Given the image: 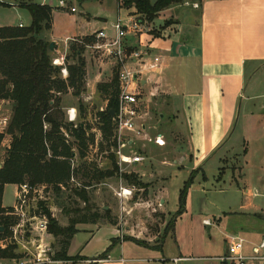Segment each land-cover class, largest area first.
Masks as SVG:
<instances>
[{
  "label": "crops",
  "instance_id": "1",
  "mask_svg": "<svg viewBox=\"0 0 264 264\" xmlns=\"http://www.w3.org/2000/svg\"><path fill=\"white\" fill-rule=\"evenodd\" d=\"M47 1L42 0L39 4L52 10L51 28L44 32L43 37L48 43H53V53L56 57L67 55L69 43L76 40L92 37L97 42L98 32H104L108 37L113 36V23H108L101 13L93 18L85 16L81 19L75 16L76 11L70 12L71 6L68 2L67 8L59 9L57 3L53 6ZM95 1L103 7L104 12L114 11L116 20L120 19L123 26H129L132 20L141 25L140 33L125 38V47L130 51L140 52L144 63L154 58L159 59L158 70L155 73L145 72L142 78V104L146 105L147 98L152 100L155 96L164 95L175 105L173 109L178 116L177 120L182 122L188 131V154L181 159V163L187 164L190 172H203L208 162L219 159L234 133L238 119L237 110L242 101L249 103L245 117L252 123L248 129L260 124V120L264 119V92L256 91L259 88L264 90V76H257L260 70L264 71V0H202L200 6L197 2H183L161 11L151 23L147 22L144 15L136 13L134 4L125 5L126 1L131 0H121L119 3L117 0ZM107 1L113 2L114 10L112 4L108 5ZM148 1L153 4L156 0ZM193 4H197L198 8H193ZM197 9L198 12L195 11ZM63 11H68V15L61 14ZM181 21L187 22L190 28L195 29V38L192 41H184L179 37ZM190 32L188 31V34ZM86 53L87 51L84 53L85 92L88 89L91 93H83L82 97L90 100L96 86L109 81L102 80L101 70H104V65L95 58L96 55L93 57L90 52L88 55H85ZM106 60L113 67V74L114 65L110 60ZM131 68L136 67L131 65ZM89 69L95 74L93 85L88 80ZM143 90L146 93L144 95ZM146 149L142 155L147 161ZM157 149L162 151L164 148ZM160 152H157L156 156H160ZM149 158L151 159V156ZM177 162L174 160L173 164ZM139 168L136 170L141 171ZM159 182V187L152 192L149 204L157 203L155 211L166 214L161 186L164 180L160 178ZM256 218L264 225V215H258ZM82 226L77 228L78 233L71 240L67 250L68 257H78L80 260L65 264H184L207 260L204 257H188L184 247L178 243L176 255L168 259L164 255V243L162 247L159 244L156 248L155 245H142L131 239L124 241L119 237V227L116 225ZM121 230L122 233L132 231L129 227ZM260 230L263 238L264 226ZM112 240H119V243L111 248L106 259L95 260L109 248ZM247 241L258 242L255 233L249 235Z\"/></svg>",
  "mask_w": 264,
  "mask_h": 264
},
{
  "label": "rangeland",
  "instance_id": "2",
  "mask_svg": "<svg viewBox=\"0 0 264 264\" xmlns=\"http://www.w3.org/2000/svg\"><path fill=\"white\" fill-rule=\"evenodd\" d=\"M24 1L0 0V28H16L19 24L27 28L31 25L29 13L24 8L19 7L20 2ZM32 2L39 5L42 0H32ZM67 2L71 6L70 8L75 9V16L81 19L85 18V16L93 18L101 13L108 23L112 22L114 24L116 22L117 15L114 11L113 13L104 12L103 7H100L95 0L84 2L67 0ZM47 3H52L53 6H56L57 2L56 0H48ZM106 3L108 5L111 3L114 10L112 1H107ZM195 11L198 12L199 9ZM64 13L68 15V11H63L61 14ZM180 23L179 37H182L184 41H192L195 38V29L190 28L185 21ZM188 31H191V35L188 34ZM74 42H77V40ZM86 51L85 55L91 52L87 48ZM55 57L56 55L51 52V58ZM98 57L97 55L95 56L101 62L100 64L104 65V70H101L103 73L102 80L110 82L112 66L109 65L106 59ZM68 63L71 64V61H68ZM95 68L94 66L93 69ZM88 71V80L93 85L95 74L92 69ZM144 75H142V78ZM257 76L259 78L264 76V71L260 70ZM256 91L258 93L264 92L261 88ZM90 93L91 91L87 89L84 95H90ZM142 94H146L144 90ZM61 99V107L64 112L67 108L76 109L78 119L75 124L84 123L87 127L86 136L93 137V142L88 143L86 151L85 160L87 164H94L98 170L110 168L111 160H109V155H113V147H109V144H113V132L109 141L106 142L99 131L100 124L97 118L98 112L101 109H105L106 101H103L102 96L96 91L90 100H85L82 96L80 98L73 97L71 90L62 96ZM139 99L142 104L143 97L140 96ZM79 101L86 108L84 118L79 117ZM145 104L141 105V111L145 112L150 119V125L156 132L163 134L167 145L162 151L152 145L147 146L146 155L148 160L143 163V168L138 167L141 171H137V168H124L126 173L136 176L137 180L145 186L143 189L134 188V196H136L126 205V209L128 212L130 211V214L126 215L123 213L122 220L119 219V202L114 196V190L119 186L117 179L105 180L104 184L95 185L87 192L93 210L101 213L105 211L104 208H108L111 217L116 222V226H119L120 221H122V228L129 227L132 230L130 233L123 232V238L135 240V242L142 245H155L157 248L169 222L178 210L179 191L190 174L189 166L181 163V159L188 154V131L183 123L177 120L178 116L173 109L175 105H172L166 96L158 95L152 100L147 98V103ZM248 104L244 100L238 107V119L234 133L219 159L208 162L203 168V172L197 170L198 173L186 196V200H188L185 211L176 219L174 224L173 237L170 233L164 240L163 251L168 259L176 255V245L178 243L179 246L184 247L185 254L189 255L188 257L210 259L208 261L185 262L184 264H221L217 258L223 257L226 253L225 238L227 236H240L247 240L249 235L255 233L257 240L261 239L263 234L260 229L264 225L256 216L264 215V119L260 120V124L251 126L248 129L249 125H251L250 123H252L245 117ZM10 115L11 108L9 103H0V134L6 129ZM66 139L73 141L69 135H67ZM10 141L11 138L9 136H4L1 142L0 165L6 156V149ZM135 151L140 155L144 154L138 145ZM74 152H76V149H74ZM157 152H160V156H156ZM149 156H151V159ZM114 159L117 162L115 157ZM174 160L178 162L173 164ZM149 173L154 174L151 175ZM72 178L73 181H71ZM160 178L164 180L161 186H163L164 193V212L168 215L155 211V209L157 210V203L149 204L152 192L160 185ZM81 184L82 182L71 174L68 187L81 186ZM17 188L14 185L4 186L2 195V206L4 208H11L15 205ZM50 192V189H48L41 196L47 200L50 215L60 226H66L67 219L62 212L63 210L53 205L54 199ZM66 193L68 194L69 190ZM68 204L71 209L78 208L80 210L84 207L79 201H77L76 205L71 202ZM204 220H207L210 225L204 226L202 224ZM95 225L103 226L106 224L99 222ZM81 226L78 225L77 228H82L83 226ZM47 241L50 244L51 252L55 253L57 247L54 239L48 238ZM0 264L14 263L13 259H0ZM168 264L173 263L168 262Z\"/></svg>",
  "mask_w": 264,
  "mask_h": 264
},
{
  "label": "trees",
  "instance_id": "3",
  "mask_svg": "<svg viewBox=\"0 0 264 264\" xmlns=\"http://www.w3.org/2000/svg\"><path fill=\"white\" fill-rule=\"evenodd\" d=\"M183 2H197L200 6L202 0H156L153 4L148 0H131L126 1L125 5L134 4L136 13L144 15L147 22L151 23L161 11ZM19 7L29 13L31 25L27 28H0V101L8 102L11 108L6 129L0 134V147L4 136L11 138L0 165V228L3 229L0 240L9 235L8 229L15 223L13 218L6 216L9 208L2 207L4 186H44L51 191L53 205L62 208L67 225L60 226L50 215L47 200L36 201L33 204L34 212L46 215L49 219L48 234L57 247L54 259L74 263L80 258L68 257L67 250L78 233V225H95L99 222L116 225L110 210L101 213L93 210L87 192L95 185L104 184L105 180L119 178L116 161L113 155H109L110 168L105 170L87 164L86 151L93 137L86 136L87 127L84 123L74 125L66 122L61 107V97L69 90L75 98H80L85 92L84 53L86 47L95 41L92 37H86L70 44L65 56L68 76L62 79L59 68L51 65L49 43L43 37L44 32L51 28V8L34 4L32 0L20 2ZM96 92L106 101L105 109L98 112L97 118L102 138L108 142L113 132L111 111L117 108L118 83L115 70L110 82L98 84ZM78 111L79 117L84 118L86 108L81 101ZM65 135H69L73 141L66 139ZM110 146L114 147L115 144ZM197 173V170L191 171L179 191L178 210L162 235L161 247L166 236L173 233L176 219L184 213L186 196ZM71 174L82 182L81 186L68 187ZM121 178L126 185L145 188L136 176L122 174ZM77 201L84 205L82 209L69 208L68 203L76 205ZM118 243L119 240H112L109 248L95 260L106 259L111 248ZM16 258L14 246L0 250V259Z\"/></svg>",
  "mask_w": 264,
  "mask_h": 264
},
{
  "label": "built area",
  "instance_id": "4",
  "mask_svg": "<svg viewBox=\"0 0 264 264\" xmlns=\"http://www.w3.org/2000/svg\"><path fill=\"white\" fill-rule=\"evenodd\" d=\"M121 0H117L119 3ZM57 8L68 7L67 0H56ZM198 8L197 4L192 5ZM70 12L75 9L70 8ZM19 28L22 25L18 26ZM113 36L108 37L104 32L96 34L94 44L87 46L92 56L95 55L110 60L114 65V70L118 83L117 108L113 113V147L112 153L116 158L119 186L114 190V196L119 202L120 220L122 214H130L126 205L133 199L135 187L124 183L122 174H128L124 168L142 167L146 158L135 151L140 146L144 150L152 145L157 148L166 146L163 134L149 124L147 115L141 111L140 88L142 75L146 72L155 73L158 70L159 59L144 63L143 56L138 51H130L124 45V40L128 35L135 36L141 32V25L136 20H132L129 26H123L120 19L112 24ZM51 65L59 68L60 76L66 79L68 76L65 57L59 55L52 58ZM135 66V69L131 68ZM100 111H103L101 109ZM65 119L68 123H77L78 113L74 108L65 110ZM46 129V128H45ZM66 136V135H65ZM67 137V136H66ZM73 181V179H71ZM126 185V186H125ZM15 194V205L9 208L7 217L15 220V223L8 229L9 235L0 240V250H5L14 246V253L17 258L13 259L14 264H65L70 262L54 259V252H51L48 238L49 219L46 215L35 214L33 204L36 201H45L41 194L46 191V187L32 188L27 184L17 186ZM122 221L119 223V237L123 239ZM203 225L209 226L208 221ZM226 253L217 260L221 264H264V237L256 243H251L240 236H227L225 238Z\"/></svg>",
  "mask_w": 264,
  "mask_h": 264
},
{
  "label": "water",
  "instance_id": "5",
  "mask_svg": "<svg viewBox=\"0 0 264 264\" xmlns=\"http://www.w3.org/2000/svg\"><path fill=\"white\" fill-rule=\"evenodd\" d=\"M49 51L53 52V43H49ZM113 113H114V111H111V117H113ZM104 210L106 211V210H108V208H104ZM0 231H3V229L0 228Z\"/></svg>",
  "mask_w": 264,
  "mask_h": 264
}]
</instances>
